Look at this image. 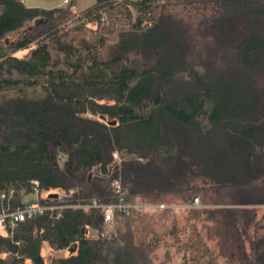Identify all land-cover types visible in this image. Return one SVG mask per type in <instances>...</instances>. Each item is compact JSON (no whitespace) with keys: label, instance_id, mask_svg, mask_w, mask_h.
Returning a JSON list of instances; mask_svg holds the SVG:
<instances>
[{"label":"trees","instance_id":"obj_1","mask_svg":"<svg viewBox=\"0 0 264 264\" xmlns=\"http://www.w3.org/2000/svg\"><path fill=\"white\" fill-rule=\"evenodd\" d=\"M193 4L210 13L175 11ZM72 16L0 0V211L11 189L25 205L34 180L80 205L20 222L0 264H44L43 240L79 242L52 264H264L250 207L264 203V0H95L82 16L97 30ZM117 177L140 207L103 235V212L84 205L116 203Z\"/></svg>","mask_w":264,"mask_h":264},{"label":"built area","instance_id":"obj_2","mask_svg":"<svg viewBox=\"0 0 264 264\" xmlns=\"http://www.w3.org/2000/svg\"><path fill=\"white\" fill-rule=\"evenodd\" d=\"M121 1V0H119ZM72 0H64L65 5H69L72 11L76 14V17H82V14L75 10L76 5L72 4ZM107 15L102 13L101 22H107ZM100 22L98 20L87 21V27L96 30L99 26ZM114 162L117 166H119L122 162L121 154L118 150L113 152ZM111 188L113 193L117 196L118 201L114 204H100L97 200H93L92 203L86 204L84 206L100 208L103 212L105 222L102 229L103 235L110 234L114 229L115 222V213L119 211L121 213H129L132 208L140 207L139 205H135L129 202H126V196L123 190V183L120 177L114 178L111 183ZM74 194V191H66L60 188H51V189H41L40 183L37 180L32 181V191L30 193H23V206L11 207L10 199L15 195V190L11 189L8 194L3 193L2 199L7 200V203L3 206L2 211L0 212V238H10L14 234V230L17 225L25 221L27 219L44 215L49 213L50 216H56L60 218L62 215V211L65 208L78 207L80 206L77 203L69 202V198ZM33 196L31 201L26 198L28 196ZM43 200V202H41ZM186 206L195 207L200 206L199 198H194L189 200ZM263 213H264V205ZM86 237H94L96 231L90 225H86ZM73 244H77V250L72 252L71 245L62 248L56 249L54 248L48 240H43L41 245L40 254L44 260V264L48 263L49 257L55 256H64L71 257L78 253L79 242H75ZM6 253L2 254V258H4ZM51 258V259H52ZM31 259H27L26 263L31 264Z\"/></svg>","mask_w":264,"mask_h":264},{"label":"rangeland","instance_id":"obj_3","mask_svg":"<svg viewBox=\"0 0 264 264\" xmlns=\"http://www.w3.org/2000/svg\"><path fill=\"white\" fill-rule=\"evenodd\" d=\"M27 2L28 5H30L31 7H41V8H54V7H69L71 9V7L69 5H65L64 4V0H25ZM95 0H72L71 2V5L72 4H75L76 5V8L75 10L77 12H79V14H83V12L88 9L89 7H91L93 4H94ZM59 5V6H58ZM132 10L134 11V9L132 8ZM72 11V9H71ZM176 13H178L179 15L183 16L184 18H186L188 21H194L195 19L198 18H202L205 14H209L210 13V8L209 7H203L201 5H180V6H177L176 7ZM73 13V16H72V19H70L68 22H67V26L71 27L75 24H77L79 21H82V22H85L87 24V21L88 19L86 17H79L78 16L76 17V14L72 11ZM82 18V19H81ZM80 19V20H79ZM108 19V18H107ZM109 22V20H107V22H105L104 24H107ZM195 22V21H194ZM103 24V25H104ZM31 24H29V26H31ZM29 26H26L24 29L20 30L18 33H14L12 34L11 36H9L8 38V41H14L15 39L21 37L24 32L26 31V29H28L27 27ZM87 27V25H86ZM89 28V27H87ZM91 29V28H89ZM91 30H94V29H91ZM97 30V29H96ZM28 52V50H21V51H18L16 53L17 56L19 57H22L24 56L26 53ZM89 117H93L91 114H87ZM97 119H99L100 121H103V122H106V120L100 116H97L95 117ZM108 124V122H107ZM109 125V124H108ZM115 151V150H114ZM121 159L123 161V158H122V155H121ZM122 163V162H121ZM121 165V164H120ZM119 165V166H120ZM264 178V177H263ZM32 195L31 196H28L27 201L32 199ZM226 197V196H225ZM200 200V199H199ZM204 204L201 203V200H200V206H203ZM263 204H258V205H253V206H250V207H253L255 208L256 210H258L259 212H263V207H262ZM140 206V205H139ZM216 205H211V207H215ZM197 207V206H195ZM114 226H115V222H114ZM114 230V229H113ZM214 242V241H212ZM211 246H215L214 244H212ZM57 257H64V256H55V257H49L48 258V263L47 264H52V261L53 259L57 258ZM52 258V259H51ZM226 259L224 258H219L218 259V262L220 264H225ZM176 264H182V262L179 260H176L175 261Z\"/></svg>","mask_w":264,"mask_h":264},{"label":"water","instance_id":"obj_4","mask_svg":"<svg viewBox=\"0 0 264 264\" xmlns=\"http://www.w3.org/2000/svg\"><path fill=\"white\" fill-rule=\"evenodd\" d=\"M102 118L106 119L105 117H102ZM108 124L109 125H116L117 121L113 120V121L108 122ZM70 249L72 252L76 251L77 250V244H72Z\"/></svg>","mask_w":264,"mask_h":264},{"label":"bare ground","instance_id":"obj_5","mask_svg":"<svg viewBox=\"0 0 264 264\" xmlns=\"http://www.w3.org/2000/svg\"><path fill=\"white\" fill-rule=\"evenodd\" d=\"M1 211H2V210H1ZM1 211H0V212H1ZM6 257H7V253H6V255H5L4 259H5Z\"/></svg>","mask_w":264,"mask_h":264},{"label":"crops","instance_id":"obj_6","mask_svg":"<svg viewBox=\"0 0 264 264\" xmlns=\"http://www.w3.org/2000/svg\"><path fill=\"white\" fill-rule=\"evenodd\" d=\"M26 4H27V2L25 1V0H23ZM28 5V4H27ZM28 6H30V5H28ZM59 6V5H58Z\"/></svg>","mask_w":264,"mask_h":264}]
</instances>
